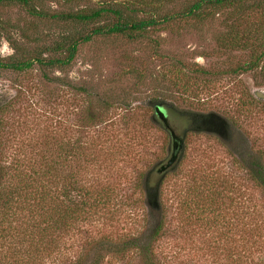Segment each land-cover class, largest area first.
Instances as JSON below:
<instances>
[{"label": "rangeland", "instance_id": "374dc122", "mask_svg": "<svg viewBox=\"0 0 264 264\" xmlns=\"http://www.w3.org/2000/svg\"><path fill=\"white\" fill-rule=\"evenodd\" d=\"M34 4L48 14L96 5L95 0ZM222 19L162 25L134 40L96 36L79 45L69 65L0 70V144L10 146L8 156L24 152L34 159L39 149L50 155L60 144L65 171L82 177L80 147L86 142L96 156L87 179L111 191L112 207L99 209L93 220L79 221L65 234V262L93 239L126 238L150 224L138 189L147 172L149 182L159 186L165 213L164 237L156 243L160 255L174 253L177 263L186 264H238L245 252L251 259L264 255V191L238 160L249 146L264 161V78L257 70L235 71L249 61L250 52L219 46L218 36L227 31ZM250 24L240 21L239 38L254 37ZM92 26L0 3V56H48L70 32ZM78 86L105 93L108 101L86 135L82 114L87 98ZM149 99H163L157 103L167 124L182 137L175 162L160 174L156 168L172 155V139ZM191 112L214 113L233 130L194 128L186 119ZM129 254L122 262L107 256L106 264H140Z\"/></svg>", "mask_w": 264, "mask_h": 264}, {"label": "trees", "instance_id": "16d2710c", "mask_svg": "<svg viewBox=\"0 0 264 264\" xmlns=\"http://www.w3.org/2000/svg\"><path fill=\"white\" fill-rule=\"evenodd\" d=\"M0 3L17 4L30 14L68 23L93 24L88 31L70 32L48 56L24 60L0 56V70L22 71L35 64L46 67L69 65L79 45L96 36L119 35L134 40L162 25H186L189 21L201 24L222 16L227 31L218 36L219 46L250 52L249 61L238 65L235 71L257 70L264 78V0H95V6L51 14L42 12L34 0H0ZM243 20L251 21L250 29L253 30L248 31H253L249 33H254V37L241 39L235 33ZM77 88L87 98L82 114V132L86 135L91 125L104 115L108 101L105 93H96L84 86ZM157 102H163V99L147 101L154 112ZM3 103L0 96V109ZM189 115L196 114L191 112ZM204 118L207 121L205 130L215 126L226 131L232 129L214 113H207ZM188 120L195 124L190 118ZM9 149L10 146L0 144V264H106L107 256L122 262L129 253L134 254L132 257L140 264L182 263L175 261L174 253L162 256L157 251L156 243L164 237L166 230L165 213L160 204L159 186L149 182V172L141 176L138 189L151 216L150 224L139 234L126 238L93 239L86 243L78 257L65 262L61 254L65 234L75 228L77 222L93 220L99 209L105 210L114 204L108 186L95 185L87 179L88 171H93L96 156L84 142L80 147L83 176L79 177L75 172L65 171L66 155L60 144L49 151L50 155L44 148L32 152L34 159L24 157V152L9 157L6 153ZM262 157L257 150L247 146L239 153L238 160L250 179L264 191ZM246 249L248 251L249 246L244 244ZM262 256L251 259L245 252L238 264H264Z\"/></svg>", "mask_w": 264, "mask_h": 264}, {"label": "water", "instance_id": "95a60500", "mask_svg": "<svg viewBox=\"0 0 264 264\" xmlns=\"http://www.w3.org/2000/svg\"><path fill=\"white\" fill-rule=\"evenodd\" d=\"M256 94L258 96H263L259 92H257ZM155 113L161 119V121L163 122L164 126L167 129H169L170 136L173 137V138L177 137L175 135V133L173 132V130L171 128H169V126L167 124V119H166V117L164 115V112L161 110V108L158 105L155 106ZM175 157H176L175 153H172V155L169 157V159L166 162L159 164V166L156 168V172L160 174V173H163L164 171H166L175 162Z\"/></svg>", "mask_w": 264, "mask_h": 264}, {"label": "flooded vegetation", "instance_id": "af4514ba", "mask_svg": "<svg viewBox=\"0 0 264 264\" xmlns=\"http://www.w3.org/2000/svg\"><path fill=\"white\" fill-rule=\"evenodd\" d=\"M160 104H158L159 106ZM205 117V114H196V115H186V119L190 118V120L192 122H195L194 127H196L197 129H201L205 127V124L207 123L206 121V118ZM163 123V122H162ZM164 125V124H163ZM169 126V125H168ZM165 127V126H164ZM166 128V127H165ZM170 128V127H169ZM167 129V128H166ZM210 129V128H209ZM208 129V130H209ZM212 130V129H211ZM167 131H169V129H167ZM170 133V131H169ZM175 135L177 137H171L172 139V153L176 152L179 148H180V145L182 143V137L178 136L176 133Z\"/></svg>", "mask_w": 264, "mask_h": 264}]
</instances>
